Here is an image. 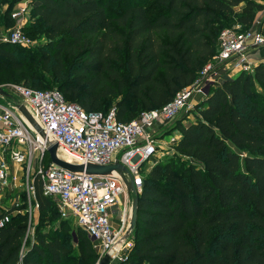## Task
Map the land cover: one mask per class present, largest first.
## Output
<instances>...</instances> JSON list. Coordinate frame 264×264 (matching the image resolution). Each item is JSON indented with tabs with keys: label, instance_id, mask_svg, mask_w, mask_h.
Masks as SVG:
<instances>
[{
	"label": "trees",
	"instance_id": "16d2710c",
	"mask_svg": "<svg viewBox=\"0 0 264 264\" xmlns=\"http://www.w3.org/2000/svg\"><path fill=\"white\" fill-rule=\"evenodd\" d=\"M263 9L261 0H37L31 13L48 41L38 64L57 90L88 113L115 107L116 119L128 123L190 86L217 52L220 32L248 29ZM19 48L0 43V58L16 72L27 64L15 63ZM39 77L32 71L22 85L41 90ZM194 109V122L171 129L180 157L144 177L124 260L264 264V66L214 85ZM35 197L40 217L57 216L38 186ZM16 217L19 224L8 216L0 228V264H64V221L53 233H35L26 247L28 218ZM88 252L83 261L95 264L98 255Z\"/></svg>",
	"mask_w": 264,
	"mask_h": 264
},
{
	"label": "built area",
	"instance_id": "2783aa9c",
	"mask_svg": "<svg viewBox=\"0 0 264 264\" xmlns=\"http://www.w3.org/2000/svg\"><path fill=\"white\" fill-rule=\"evenodd\" d=\"M261 2L264 5V0ZM26 13L24 7L10 16L22 20ZM0 43L26 47L31 40L21 29H14L0 38ZM258 49H264V31L242 30L240 25L223 29L217 52L190 86L178 91L165 106L128 123L116 119L115 107L105 114L88 113L78 104L66 102L57 89L36 90L22 84L2 88L9 95L5 98L12 101L0 103V195L24 192L31 205L38 186L53 202L61 220L72 218L98 249V262L108 255L109 264H127L124 254L132 245L133 235V202L128 201V195L133 193L131 183L135 193H140L143 186L141 164L156 154L160 135L168 136V145L177 143L178 132L167 133V123L190 109L194 96L205 97L206 91L220 85L225 77L252 73L257 65L264 66V56H256ZM54 145L74 155L79 160L77 165L119 164L124 169L87 175L68 171L52 161L44 167L47 151ZM117 206L122 207L120 211ZM114 219L118 227L113 226ZM8 222V216L3 217L0 228Z\"/></svg>",
	"mask_w": 264,
	"mask_h": 264
},
{
	"label": "rangeland",
	"instance_id": "374dc122",
	"mask_svg": "<svg viewBox=\"0 0 264 264\" xmlns=\"http://www.w3.org/2000/svg\"><path fill=\"white\" fill-rule=\"evenodd\" d=\"M37 0H0V38L6 36L9 31L14 29H23L26 30L29 34L31 45L30 46H22L16 51V64L19 65L23 62H27L24 66H22V70L20 72H16L11 65L8 64L7 61L0 58V64L5 63L8 64V68L4 71L0 72V88H4L8 85H13L15 83L23 84L25 83V78L27 75H32V71H36L37 75H41L40 80L45 83H40L37 87L41 90H54L58 89L59 82H54L47 72H43L41 70V65H39L40 52L43 49H46V45L48 43L46 36L44 35V28H42V24L38 18L34 17L31 13V9ZM262 1V0H261ZM27 8V13L24 19L22 20H13L10 17V14L15 12L17 9ZM255 26V27H254ZM251 27V26H250ZM249 27V28H250ZM254 27V28H253ZM258 26L255 24L252 25V29H257ZM264 29V27H263ZM38 66L34 68L35 66ZM36 69V70H34ZM240 74V73H238ZM236 74V75H238ZM235 75V76H236ZM234 77V76H233ZM233 77H225L226 79H233ZM224 80V78H223ZM222 80V81H223ZM29 86V84H27ZM63 93V92H62ZM201 96H194L191 100V108L188 110L182 111L174 120L167 123V133L177 134L175 131H171L172 127L177 126L179 123H182L183 126L189 125L191 122H194L195 116L193 114L195 106L200 103ZM63 98L66 102H71V97L67 96L63 93ZM11 98H2L0 97L1 104L9 103ZM156 132L155 134H158ZM166 133V134H167ZM160 147L157 148V152L151 160L145 161L141 164L142 169L144 171L143 176L149 172L157 163L161 162H169V161H177L180 157L179 154L175 152V145H168L167 140L168 136L160 135L159 137ZM68 162L77 164V160L72 156L67 159ZM51 162V157L47 153L45 157V161L43 163L44 167H47ZM139 193H131L130 199L128 201L132 202L134 200V196L137 197ZM0 211L4 212V217L9 216L13 218V224H19V219L16 216L18 215H27V218L30 220H26V236L25 241H27V246L32 243L34 240L35 233H53L56 231L62 221L68 226V231L66 235L61 234L63 240L65 241V245L69 249V254L67 259L64 261V264H92L85 263L83 258L90 257L88 254V246L95 252V254L99 255L98 249L95 248L94 244L88 241V244L83 243L84 235L81 234L80 229L75 224L73 219L70 221L61 220L60 216L54 217V215L47 211L44 215L40 217L39 208L34 209V202L36 197H31L32 204H29V200L24 192L15 193H1L0 195ZM121 206H117L116 210L121 209ZM54 213V211H53ZM32 215V216H31ZM31 217V218H29ZM42 218V221L39 219ZM113 226L118 227L119 222L117 219H114ZM39 231V232H38ZM134 233L131 236V241L134 240ZM25 242L23 243V247ZM87 245V246H86ZM85 260V259H84ZM98 262V260H97ZM97 262L95 264H97Z\"/></svg>",
	"mask_w": 264,
	"mask_h": 264
},
{
	"label": "water",
	"instance_id": "95a60500",
	"mask_svg": "<svg viewBox=\"0 0 264 264\" xmlns=\"http://www.w3.org/2000/svg\"><path fill=\"white\" fill-rule=\"evenodd\" d=\"M207 93L208 91H206V94ZM0 96L4 98L9 97V95L2 88H0ZM35 128L38 131H41L37 125H35ZM56 151H57V145H54L50 149H48L47 152L51 157V161L55 165L62 167L71 172H84L87 175H107L111 173L113 170L124 169V167H122L119 164H114L107 167L95 166V165H74L59 159L56 155ZM130 188L132 192L135 193V188L133 187L132 183L130 184ZM136 221H137V197L134 196V201L132 203L131 220H130V231L132 233H134ZM110 260H111L110 256L105 255L97 264H109Z\"/></svg>",
	"mask_w": 264,
	"mask_h": 264
},
{
	"label": "crops",
	"instance_id": "0c3cea01",
	"mask_svg": "<svg viewBox=\"0 0 264 264\" xmlns=\"http://www.w3.org/2000/svg\"><path fill=\"white\" fill-rule=\"evenodd\" d=\"M241 8H242V6L241 7H238V8H236L235 9V11L236 12H240L241 11ZM253 24H255L256 26H258V28L257 29H259V30H261V31H264V29H263V27H264V12H263V10L262 11H259V12H257L256 14H255V17H254V19H253V22H252V24H251V27L250 28H252V25ZM255 27V26H254ZM253 27V28H254ZM256 56L257 55H260V56H264V49H258V50H256ZM237 76V75H236ZM236 76H234L233 77V79L236 77ZM225 80V79H224ZM223 80V81H224ZM226 80H228V79H226ZM222 81V82H223ZM1 97V96H0ZM2 98H4V97H2ZM200 100H204V97H200ZM7 104H9V103H7ZM16 194V193H15ZM70 221V220H69Z\"/></svg>",
	"mask_w": 264,
	"mask_h": 264
},
{
	"label": "bare ground",
	"instance_id": "6f19581e",
	"mask_svg": "<svg viewBox=\"0 0 264 264\" xmlns=\"http://www.w3.org/2000/svg\"><path fill=\"white\" fill-rule=\"evenodd\" d=\"M56 155H57V157L59 158V159H61V160H63V161H65V162H67V163H70V162H68L67 161V159H69V157H71L72 158V156L77 160V164L79 163V160L74 156V155H72L70 152H67L66 150H64L63 148H60V147H58L57 148V151H56ZM71 164H73V163H71ZM77 164H74V165H77ZM131 194V193H130ZM130 194L128 195V198L130 199ZM133 194V193H132ZM134 201V200H133ZM132 201V202H133Z\"/></svg>",
	"mask_w": 264,
	"mask_h": 264
}]
</instances>
